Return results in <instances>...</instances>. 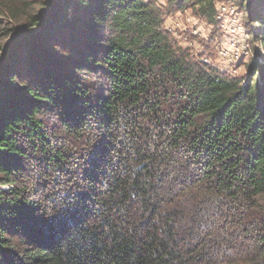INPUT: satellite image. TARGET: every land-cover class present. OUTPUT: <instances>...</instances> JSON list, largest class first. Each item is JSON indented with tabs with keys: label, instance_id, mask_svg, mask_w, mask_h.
<instances>
[{
	"label": "trees",
	"instance_id": "obj_1",
	"mask_svg": "<svg viewBox=\"0 0 264 264\" xmlns=\"http://www.w3.org/2000/svg\"><path fill=\"white\" fill-rule=\"evenodd\" d=\"M227 1L263 40L264 0ZM215 2L9 8L0 264H264V61L232 77L164 28Z\"/></svg>",
	"mask_w": 264,
	"mask_h": 264
},
{
	"label": "rangeland",
	"instance_id": "obj_2",
	"mask_svg": "<svg viewBox=\"0 0 264 264\" xmlns=\"http://www.w3.org/2000/svg\"><path fill=\"white\" fill-rule=\"evenodd\" d=\"M22 1L27 0H0V45H4L6 42V30L12 26H17L21 20V17L18 20H14L8 13V10L10 7L18 10ZM29 1L34 2L36 5L38 0ZM159 3H162V0H159ZM32 9L27 8V11H31ZM211 26L212 24L207 23L190 10L173 13L164 18L165 30L181 48L189 50L190 54L196 58H200L203 61L207 60L220 70L229 73L232 77H245L247 63L244 62L233 66L231 70L227 66L228 63L221 59L219 54L220 47L217 45V42H221L223 37L216 28L210 30ZM259 29L260 24H257V30ZM262 46L264 47V39L262 40ZM234 68H236L235 71H233Z\"/></svg>",
	"mask_w": 264,
	"mask_h": 264
},
{
	"label": "built area",
	"instance_id": "obj_3",
	"mask_svg": "<svg viewBox=\"0 0 264 264\" xmlns=\"http://www.w3.org/2000/svg\"><path fill=\"white\" fill-rule=\"evenodd\" d=\"M214 19L216 25H212L210 30L216 28L223 37L221 42H217V45L220 47V57L228 63L229 69L232 70L233 66L244 62L248 64L254 59L255 54L259 56L258 61L263 63L262 40H251L254 35L253 29L257 27L258 23L254 24V28L248 29L245 26V13L236 4L227 0H216ZM262 27L260 25V29ZM204 62L208 61L204 60Z\"/></svg>",
	"mask_w": 264,
	"mask_h": 264
}]
</instances>
